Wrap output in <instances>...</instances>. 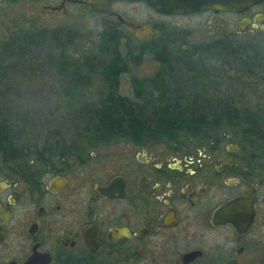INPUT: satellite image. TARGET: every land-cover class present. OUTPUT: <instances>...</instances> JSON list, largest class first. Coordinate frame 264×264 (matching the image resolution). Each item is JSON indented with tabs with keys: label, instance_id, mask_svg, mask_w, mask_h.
<instances>
[{
	"label": "flooded vegetation",
	"instance_id": "af4514ba",
	"mask_svg": "<svg viewBox=\"0 0 264 264\" xmlns=\"http://www.w3.org/2000/svg\"><path fill=\"white\" fill-rule=\"evenodd\" d=\"M85 1L58 0L42 12L65 15L75 4L140 38L169 28L157 17L188 15L145 0H114L113 13H102ZM233 13L244 15L238 33L264 32V0ZM119 17L153 33L140 36ZM258 46L249 68L264 62ZM221 94L224 104L214 101L233 109L231 94ZM253 111L260 120L244 123L258 126L242 125L238 142L222 131L232 126L223 114L203 137L153 138L149 121L138 120L145 129L132 137L49 139L30 163L0 148V264H264V136L251 135L264 133V105Z\"/></svg>",
	"mask_w": 264,
	"mask_h": 264
},
{
	"label": "trees",
	"instance_id": "16d2710c",
	"mask_svg": "<svg viewBox=\"0 0 264 264\" xmlns=\"http://www.w3.org/2000/svg\"><path fill=\"white\" fill-rule=\"evenodd\" d=\"M84 36L82 30L74 27H24L17 21L0 36V87L3 86L6 93L12 95L15 92L17 81L12 75L16 74H22L29 80L40 76V81L45 78L64 81L63 92L51 97L57 103V109L47 107L48 110L14 112L0 104V148L9 159H23L19 147L13 145V139L21 138L23 132L28 133L27 127L32 128V135L42 136L45 132L50 135L47 139H52L63 136L62 126L68 122L72 123L68 128L79 136L111 139L138 135V130L145 128L132 122L146 120L150 123L146 129L153 138L174 139L179 136H208L214 116L220 121L223 114L232 126L238 122L260 120L255 111L246 112V109L237 107L228 109L227 106L222 111L214 108L210 89L219 88L224 77L202 58H192L184 50L182 56L185 58L181 57L184 68L180 76L172 72L173 61L178 56L159 42L136 45L127 34L109 24L108 29L101 33L97 47L83 52L81 43ZM207 48L196 46L190 53L208 51ZM221 50L230 59L228 50ZM149 54L161 63L159 71L147 79L133 77L131 82L135 92L132 97L122 93L128 59L139 60ZM230 55L238 59L239 52ZM246 71L250 73V69ZM56 74L65 78H56ZM95 78L101 80L103 87L98 94L88 96ZM33 82L31 86H34ZM3 89H0L2 97ZM58 107L66 109L61 111ZM55 110L64 115L54 117ZM246 125L255 128L258 123H254L256 126ZM53 127L56 128L53 130ZM251 135L264 136V133L252 132Z\"/></svg>",
	"mask_w": 264,
	"mask_h": 264
},
{
	"label": "rangeland",
	"instance_id": "374dc122",
	"mask_svg": "<svg viewBox=\"0 0 264 264\" xmlns=\"http://www.w3.org/2000/svg\"><path fill=\"white\" fill-rule=\"evenodd\" d=\"M1 1L7 0H0V2ZM56 2H58V0H42L40 2L36 0H20L18 2L7 1V6L0 9V16L4 17V22L0 25V36L7 33V29H9V27L12 28V24H14L15 21H17L20 26L24 27L30 25L51 28L60 26L74 27L85 33L84 40L81 43L84 48L82 51L95 49L99 43L101 33L108 29L112 21L99 14L89 12L83 9L84 7L75 4L69 7L68 13L65 15L57 12L48 15V12H42L44 5H54ZM141 15H145V12L142 11ZM243 16L244 15L233 12H225L223 17L227 20L226 25L208 23L210 14L206 12L184 15L181 20L172 17H157L159 20L165 21V23L169 25V28L163 31L156 30L153 36L145 38H140L134 30L123 29L122 31L127 34L136 45L159 42L169 47L168 50L175 56H178L176 61H173L174 63L172 65V72L177 75L182 76L181 74H183L181 71L184 68L182 59L185 58L182 56L184 50L187 51L185 54H190L189 56H192V58H202L211 68L217 69L222 73L221 75L224 77V81L219 83L220 87L218 89L221 90L223 94H231L232 103H234L233 108H247L249 111H253L256 107L264 105V62L262 59L257 58L253 60L254 65L252 67L249 68L246 64H248L247 61H249L248 57L255 54V50H252L253 46L255 47L261 44L260 51L264 53V32L259 33L258 30H253L246 33H238V22ZM15 26L17 25L15 24ZM243 45H246L245 49L247 55L245 59L247 60L245 63L243 58L242 63L240 61L241 59L236 60L230 55L236 54L237 51L239 54L245 53L242 48ZM196 46H207L208 51H199L196 54H191L190 51ZM221 49L228 50L229 57H232L230 59L232 64L231 68L221 65L222 62L228 60L225 55L226 52ZM127 62L128 71L123 77L121 92L132 97L134 94L131 82L132 78L147 79L153 77L161 68V63L150 54L139 60L134 58L128 59ZM247 68L250 69V73L247 71L245 72ZM12 76H14V80L16 79L17 81L16 90L11 95L10 93H6L3 86H1L0 89H3L2 93L4 94V97L0 94L1 105H5V107L14 112H23L25 110H32L35 112L43 108L48 110L47 107L57 109L55 107L57 103L52 100L51 97L54 98L56 93L63 92L62 85L64 81L55 82L52 78H45L46 80L43 79V81H40L42 80L40 76L33 77V80H29V78H26V76L22 74ZM54 76L59 79L65 78L62 77V74H56ZM32 81H34L33 85L35 87L31 86ZM102 87L103 83L101 80L95 78L93 87L91 91L87 92V95L98 94V91L100 92ZM221 91L217 92V88L214 87L210 89L212 99L215 98L219 103L224 104V99L220 100L221 97L224 96L221 94ZM20 94L22 95L19 97ZM49 103L50 105H48ZM135 103H139V101L135 100ZM214 104L216 105L214 108L217 110L222 111L226 109V106L222 107V105H220V107L217 101H215ZM78 105L79 104H76L75 106ZM58 108L61 111H64L62 109H66V107ZM61 111L55 110L53 112L54 117L58 116L60 118L64 115ZM65 124L66 125L63 124L62 126L64 131H61L63 136L54 137L53 140H68L72 137H79L71 128H68L72 123L66 122ZM237 124H241V126L234 125L230 126L228 129H222V131H226V135H230L229 137L233 142L239 141L243 126L246 125L244 122H238ZM55 128L56 127H53V130ZM25 130L28 131V133L23 132L21 138L13 139V145L19 147L22 153L21 156L23 157V159L15 160L16 162L30 163L32 153L35 152L37 148L49 146L48 142L51 140L47 139V136L50 135L45 132L40 136L32 135V128L30 127H27ZM50 134L53 135L52 133ZM260 151H264V146L260 148Z\"/></svg>",
	"mask_w": 264,
	"mask_h": 264
},
{
	"label": "water",
	"instance_id": "95a60500",
	"mask_svg": "<svg viewBox=\"0 0 264 264\" xmlns=\"http://www.w3.org/2000/svg\"><path fill=\"white\" fill-rule=\"evenodd\" d=\"M74 2H82V0H73ZM114 0H86V4L90 10L102 13H113L111 3ZM134 1V0H132ZM149 5L153 6L159 12L169 14H191L198 11L213 10L215 14L209 19L210 23L225 24V19L219 15V12H241L250 6L256 4L260 0H145ZM7 5L6 2L0 3V8ZM59 9L53 8V10ZM126 25L133 29L139 30V35H151L153 28L149 26L138 25L119 17ZM4 21V17L0 16V23ZM246 21H242L241 29H244Z\"/></svg>",
	"mask_w": 264,
	"mask_h": 264
}]
</instances>
